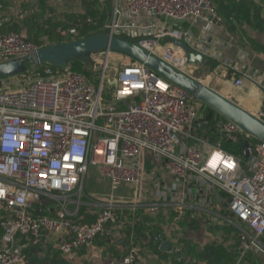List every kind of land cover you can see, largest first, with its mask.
I'll return each instance as SVG.
<instances>
[{
  "label": "built area",
  "instance_id": "built-area-1",
  "mask_svg": "<svg viewBox=\"0 0 264 264\" xmlns=\"http://www.w3.org/2000/svg\"><path fill=\"white\" fill-rule=\"evenodd\" d=\"M112 3L106 34L137 38L150 55L195 79V64L175 42L202 56L208 50L192 43L189 29L175 26L187 20L222 26L212 0ZM59 33L78 36L76 28ZM37 48L24 33L0 35V64ZM112 55L127 62L117 68ZM90 60L93 80L45 65L41 75L38 66L28 67L0 86V264H28L30 248L55 252L67 263L79 251L93 260L100 239L124 242V255L114 264H137L147 243L173 257L180 238L192 241L218 226L238 233L235 264L250 251L264 255V143L251 142L229 121L220 125V136L249 140L243 167L239 157L197 134L201 103L193 95L125 55L106 50ZM250 79L244 75L233 84L240 88ZM89 166L110 192L90 195L99 208L87 219L79 209ZM141 217L170 224L171 241L155 223L143 224L144 233L137 234Z\"/></svg>",
  "mask_w": 264,
  "mask_h": 264
},
{
  "label": "trees",
  "instance_id": "trees-1",
  "mask_svg": "<svg viewBox=\"0 0 264 264\" xmlns=\"http://www.w3.org/2000/svg\"><path fill=\"white\" fill-rule=\"evenodd\" d=\"M264 4V0H260ZM69 2L77 3V0ZM215 12L220 17L222 25L230 32H237L240 26H247L253 30L264 32V16L261 6L254 0H212ZM112 0H81V8L73 9L67 12V21L65 23L55 22V18L47 15L48 3L47 0H37L38 9H33L29 6L20 13V17L13 18L9 15V10L12 4L9 0H0V35L9 33H24L28 42L34 43L40 47L44 43L56 44L64 43L79 38L87 37L93 34L103 32V27L111 20L112 16ZM83 8V9H82ZM51 11V10H50ZM84 12V13H83ZM6 15V16H5ZM7 15L9 17H7ZM89 20V22H87ZM76 28L78 31L77 37H64L59 32ZM118 38L137 42V38H132L126 34L117 35ZM249 46L264 54V45H259L253 40H248ZM90 58L82 61L79 58L74 59L67 64L66 67L73 72L81 74L86 78L93 80L96 73L92 71V63L89 67ZM213 69L218 65L216 62L210 61ZM45 65L36 67V72L41 75L42 68ZM52 69L58 68L48 65ZM29 68H34L30 63ZM106 98V96H104ZM201 121V122H200ZM226 120L220 116L212 108L201 103L198 112L197 133L200 137L205 138L211 144L219 143L220 147L227 153L239 157L241 165L245 167L246 160L243 157L242 144L244 137L239 136L236 140L219 135L220 125ZM251 142H258L253 138H249ZM142 221L136 227V233L141 235L144 233L145 227L143 224L155 223V229L158 232H163V227L159 225L162 218L158 220L150 219L149 217H141ZM164 222V221H163ZM233 247L230 248L221 242L219 239H213L212 242L204 245H199L192 241H186L180 238L176 243L181 245V250L175 256L169 257L164 251L160 250L155 243H147L144 246L146 252H154L157 254L158 263L163 264H235L237 259L236 248L238 246L239 237L237 231L232 228ZM127 230L126 232H128ZM230 232V233H231ZM176 238L175 236H171ZM26 258L33 255L30 249L25 251ZM56 256L58 254L56 253ZM29 264V262H28ZM50 264H65L63 261H51Z\"/></svg>",
  "mask_w": 264,
  "mask_h": 264
},
{
  "label": "crops",
  "instance_id": "crops-1",
  "mask_svg": "<svg viewBox=\"0 0 264 264\" xmlns=\"http://www.w3.org/2000/svg\"><path fill=\"white\" fill-rule=\"evenodd\" d=\"M69 0H54V6H63L67 4ZM263 10L264 16V4L260 0H254ZM55 6V7H56ZM112 17V16H111ZM144 21H140L139 24L144 25ZM173 23L169 22L168 25L172 26ZM175 27L189 29L193 34V44H199L205 46L208 50L209 56H203L205 60L203 62H197L195 64V72L200 68H204L205 64L210 61L216 62L218 65L213 71L215 72V86L208 85L202 79V76L195 78L203 85L207 86L214 92L218 93L224 98L229 99L248 113L253 116L258 117L264 121V83L262 82V77L264 76V54L253 50L248 43L251 39L259 45H264L260 40V37L264 36V32H259L253 30L245 25L240 26L237 32H230L226 30L225 27L219 25L207 24L199 20H187L178 22ZM140 32H145L140 30ZM257 37V38H256ZM259 37V40H258ZM167 39L163 40V43ZM124 58V59H123ZM113 63L127 62L125 57L120 55H112L110 59ZM244 75H250V80H243V86L237 88L234 86V79L243 77ZM219 77V78H218ZM94 208L90 202H81L79 209V215L82 217H87L91 215ZM90 221V220H89ZM159 221V220H158ZM163 227V232L168 235L169 230H165V224L163 220H160ZM217 228L209 229L208 231H214ZM232 228H225L223 232L215 237V233L205 232L204 236L200 238L202 241L208 237L213 239H220L228 247L234 248L232 239V232L229 230ZM231 232V233H230ZM168 235L167 240L171 241ZM119 239L115 244H107L105 239H100L97 241V257L93 260H88L85 256V251H79L77 255L73 258L71 263H67L63 259L56 256V253H49L41 248H30L33 255L28 257L27 262L29 264H50L51 261H58L60 259L65 264H114V260H118L124 255V242ZM206 241V240H205ZM192 242L199 245H204L209 242L200 243L197 239H193ZM260 242L264 245V237L260 239ZM237 251V248H236ZM145 254L144 249L141 251V258L137 264H163L158 263L157 254L152 257L149 252ZM237 253V252H236ZM205 264V263H200ZM241 264H264V255L258 251H250L244 258Z\"/></svg>",
  "mask_w": 264,
  "mask_h": 264
},
{
  "label": "water",
  "instance_id": "water-1",
  "mask_svg": "<svg viewBox=\"0 0 264 264\" xmlns=\"http://www.w3.org/2000/svg\"><path fill=\"white\" fill-rule=\"evenodd\" d=\"M175 44L189 55V61L196 64L205 58L188 48L183 42ZM111 51L129 57L157 73L167 82L174 84L193 95L200 103L212 108L226 121L236 125L241 131L258 142L264 143V121L248 113L232 101L222 97L199 81L188 77L174 68L150 55L136 43L118 37H112L104 31L89 35L77 40L49 44L35 49L30 55L22 59H13L0 64V86L4 79L23 74L31 63L33 66L51 65L56 68H65L76 58L86 61L91 54L100 51ZM249 140L242 144L245 160L249 158ZM167 249L168 244L163 243L161 249Z\"/></svg>",
  "mask_w": 264,
  "mask_h": 264
},
{
  "label": "rangeland",
  "instance_id": "rangeland-1",
  "mask_svg": "<svg viewBox=\"0 0 264 264\" xmlns=\"http://www.w3.org/2000/svg\"><path fill=\"white\" fill-rule=\"evenodd\" d=\"M9 1L12 4V7L9 10V15L14 16L13 18L20 17V15H21L20 13H22V11L28 7V4L33 9L39 8L37 5V0H9ZM53 1L54 0H47V3H48L47 15L55 18L56 23L61 22L64 24L65 21H67V17H68L67 12H69L70 10H73V9L77 10V9L81 8V6H82L81 0H77V3H72V5H71V2H69L70 1L69 0L67 4H64L63 6H56L55 5L56 7L54 6ZM0 16H1V14H0ZM7 17H9V16L7 15ZM258 40H259V37H258ZM260 40L264 43V36L260 37ZM91 61L92 60H90L89 67L91 65ZM120 64L121 63L119 62L117 65V68L120 66ZM211 67L212 66L209 63L208 64L206 63L205 67L201 68V69L199 68L198 71L195 72L193 76H194V78H198L199 76H202V79L205 83H207L208 85L215 86V88L218 89L219 86L217 84H215L216 75H215V72L213 71V69ZM9 83L16 84L17 82L15 80H10ZM109 192H110V186H109L108 182L106 180H100L99 176L97 174L96 168L89 166L88 172H87L86 177L84 179L82 197L80 198V202L85 201V202H92L93 204H96L94 198H92L90 195L106 196V195H108ZM94 208H99V207L94 206ZM168 221H170V223L172 222V220H169V219L167 220V222ZM225 228L226 227L218 226L217 229H215L214 231L212 230L213 233H215L214 236L218 237L223 232V230ZM165 230H171L170 224L165 225ZM212 231H207V232H212ZM200 238H202V235H197V242H200V243L209 242L210 243L213 241V238H210V237L205 239L206 241L205 240L202 241ZM220 239H224V238L219 237V240ZM52 253H54V252H52Z\"/></svg>",
  "mask_w": 264,
  "mask_h": 264
}]
</instances>
